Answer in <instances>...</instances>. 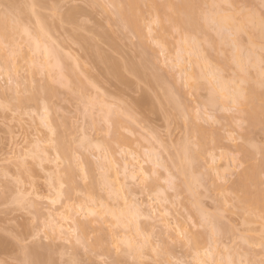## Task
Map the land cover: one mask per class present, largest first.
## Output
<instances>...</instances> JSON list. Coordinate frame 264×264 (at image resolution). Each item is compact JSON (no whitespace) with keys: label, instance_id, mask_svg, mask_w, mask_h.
I'll list each match as a JSON object with an SVG mask.
<instances>
[{"label":"rangeland","instance_id":"374dc122","mask_svg":"<svg viewBox=\"0 0 264 264\" xmlns=\"http://www.w3.org/2000/svg\"><path fill=\"white\" fill-rule=\"evenodd\" d=\"M94 1L95 0H41V3H39L40 0H38L36 2L38 4H36L37 6L35 10L39 12L41 21L43 20L44 23L49 25L48 27L50 29L51 37L48 39V42L50 40V45H48H52V47L54 46L61 49V51H63L64 54L66 53L68 58H70L71 63L73 62L72 64L77 65V73L76 70H72L75 71L74 73L76 75L79 74L78 77L80 78H78V80H85L87 81V84L90 83L91 79L94 81H91L92 84L90 83L89 86L86 85L85 82H82V84V80H79L80 82L76 81L79 83L77 85L81 84L80 86H82L85 83V88L86 86H88L82 92L84 93L86 91V97L88 96L90 99V96L93 95L95 98L92 97V100L95 101L96 99V101L94 102L95 104L93 105L92 100H89L88 102V97H84L87 100L86 103H88H83L84 108H87L85 107V105L89 106V103H92V105L90 106L94 107L89 108L91 109V112H93V119L95 118L94 115L97 116L96 114H99L100 117L101 111L99 109H104L105 111L103 110L104 112L102 114H105L106 109L103 106L107 107V111L109 110L107 115H109V113H111L112 115L117 114L119 118H122V115L124 116L125 113L126 115L130 114L131 116L129 117L125 115V117L128 119V123H125L127 124V128H125L126 131L124 129V133H126V135L130 137V139H135V141L132 142L131 139L130 144L126 145L125 147H117L113 155H111L110 150L107 151V148L106 150L104 149V145V147L102 145L97 147V143L100 144V142L104 140L105 133H107L105 130L106 128L104 129V126L107 124L101 122V119V121H97L99 117H96L95 122H100V125L103 126L102 130H97L101 129V126L99 125H96V128L97 126H99L100 128H92V126L90 125H93V123H89V125L87 122V117L89 120L90 117L88 115L91 114L89 108H87L89 110V113L88 110H86L87 112L85 110H82L81 99L83 98V94L80 96V91L77 92L80 96H77L78 98H80L78 99L76 98L75 94H72L71 92V94H69V92H67L68 90L65 89L64 86L57 85V96L52 97L49 102L51 107H53V110L51 109V111L49 107V110L51 112H48L49 114L47 113V118H45V120H48V126L51 123L54 127V123H57L55 124L54 128H56V130L58 131H61L59 127L63 129V134H66L65 136H67V140H70L69 146L71 147V155L73 157V159L71 158L72 161L70 162L73 163L72 166H74L73 169H75V176L77 178L76 183H78V186H75L76 184L73 185L78 188H73L74 191H72L68 187L66 181H62V184H58L57 182L59 181H55V179L57 178L56 176L60 175L59 178L62 177L61 180H63L64 176H62L61 174H63L64 168L67 163L61 157H58L56 155L55 150L52 147L53 140L51 139L57 138V136L55 137L54 134H50L47 123L44 124L46 121L42 123L43 121H41V119L44 118L40 119V115L44 111L49 110H44L39 102L23 104L24 106L18 105L17 107L15 106L17 104H14V101H12L13 96L16 95L17 92H15V89L20 88L22 82L26 84L25 80H27V78H25V76H27L28 74H26V70L28 69H26V67L28 65H26L27 63L25 64V62H23L24 60L19 61L17 59V61L19 62L18 68L15 71L8 72L7 74L1 73L4 70H2L3 67L1 66L3 64L0 62V264H45V262H47V264H199L197 263L198 261H196L194 257H192L194 250L190 247L188 249L187 246L183 245V242L190 233H197L196 235H199L198 232H201L204 237L207 238V236H209V225L208 227L206 226V224H208V220L205 219L208 218L209 212H213L217 210V208L222 209L221 205V207L216 206L218 197L220 198V195H223V193L219 195V185L223 184L225 188L230 185L231 181L233 182L234 180L235 182L236 177H238V173L243 168V164L240 163L241 153L238 152V147L236 146V143L240 141V139L238 138V134L241 131V128L238 126V122L240 121L238 120V117H236L237 113L235 112L234 108H232V106H229L231 108H228V110L226 109L227 111L225 109H223L225 110L223 111L219 106H217V108L216 106L215 108L214 106L211 107L208 104V106H205L206 103L204 100H206L205 97H207V90L206 88H203L204 86L198 89H190L186 86H182V82L184 80L182 78L184 75V71L183 69H179L180 67L175 64V47H172V49L169 51L163 52L160 51L155 44L153 45L152 51L151 49L148 50V47L144 48V43L139 41V37H137V35L132 34L133 32H128L130 31L128 29L123 28L122 30V28H120V25H117V20L115 21V19H117V17L114 16L115 14L113 13L114 15H111V12L110 14L108 11H106L108 10L106 8L110 6L107 3L108 6L106 7L105 3L108 2L107 0L106 2H104V0H100V2L99 0H97L95 1L97 3H95ZM101 1L104 2V4L102 3V6H105L104 8L106 10L103 9L101 5H99V3L101 4ZM1 4L0 9L2 11L3 8L6 9V5L5 7H3ZM109 8L111 9V7ZM23 17L22 20H24ZM33 18L34 17L29 19L28 17H26L25 21H23L24 24L30 26L27 28L28 30L32 29L34 21L36 22V19ZM243 40H245V37ZM245 41H243V43H245ZM46 43L45 46H48L46 45ZM19 46L21 47V44H19ZM52 47L49 48L52 49ZM53 50H51L50 54L53 52L54 57H52V55L51 57L54 59L55 57H58V59L60 60V55L56 56V52ZM103 56H109L111 58L110 60L114 59L116 60V62L118 61V63L124 62L127 58L139 60V58L141 57H146V59H149L148 62L145 60L148 63L147 65H149V68H147V72L144 71L145 75L152 74L161 85L151 88L143 80L144 78L142 79L135 75H132L128 71H124L128 82L126 80H120L115 76L110 75L108 73L109 71H106L108 70V67L105 68L104 63H102L101 57ZM51 57L49 58L52 60ZM105 57H103L104 60L107 58ZM65 58H63V60H65ZM41 59L42 58H40V61ZM40 61L36 62L40 64ZM67 61L64 62L66 64H69L70 66L71 63H68ZM185 61L183 60V62ZM146 62L144 63V65L146 64ZM188 63L189 62H187V64ZM187 64L186 62L185 65L183 63L184 66H187ZM72 66L71 68H73ZM56 69L51 72L56 71ZM34 78L35 79H32L33 81H31V83L30 80L27 83L31 85L33 82L37 81L40 82L41 85V82L43 84L47 81L43 66H41L40 68V73H38ZM88 78H90V80ZM174 80L175 82H178V84H176L179 85L178 87H180V89L178 88L180 91H178V89H175L176 91L174 92V96L178 91L180 93L178 94L180 98L176 96L175 98H179L178 101L181 100L182 103H184L188 108H186L188 112H186L185 108H183L187 113V115H184L186 116L187 120H189L190 116L192 115V120L194 117L196 118H194L192 122H186L193 123L195 121V125L197 124L206 129H218L221 134L227 136L225 139L216 143L214 149L209 151L210 153H207L206 157H203L204 161H201V167L199 168L200 170H197V172H200V175L201 173H206V175H204L205 178H202V180L204 179L203 181L198 179L203 183L198 185L199 196L197 195V199L199 204L201 203V207L203 206L202 210H205V212H209L205 213L203 211L201 215H195V217H191L192 215L190 214V216L188 214L189 211L186 209L187 206H184L183 202L185 200L187 202L188 198H184L185 200L183 201L181 195L179 197L175 196L177 195L174 194V191H176V189H170L169 183L167 187L168 181H166V177L169 176L167 177V179L169 178L168 180L172 182L175 176L170 179V174L173 173L174 175L177 169H175L173 166L171 167L172 172H166V170H170V166L167 165L169 162L168 160L166 165L169 169H166V165L165 167H163L164 169L162 168V166H164L166 162L165 159L171 156L175 157L174 155H176V153L174 155L170 154L174 153L176 150L177 152H180L178 149H176V146L179 147L178 143L180 144V147L181 144H183L182 138L184 139L185 132V137H187V134H190L189 132L187 133L188 126L186 125V123V130L183 124V119H185V117L181 116L185 112H181V115L179 114L180 112L178 113L183 118L182 119L179 115L173 114V111H180V109L176 108L174 110V107L171 105V110V108L168 106L170 105V103L168 104L166 100H164L163 103V99H161L164 89H171L172 85L175 83ZM35 85H37V83ZM31 86L25 87L26 89H29ZM159 86H164V88L161 87V90L163 92L160 90ZM34 89L36 88L34 87ZM81 89L83 90L84 86H82ZM23 91L20 92L22 93ZM146 93L149 96H152V101L150 103H148L149 101L145 100L147 98L145 97ZM17 95L19 94L17 93ZM139 100H143V102H139ZM83 101L85 102V100ZM101 101H104L105 103H103V106L101 104H98L99 102L102 103ZM203 102L205 105L203 104ZM50 105L48 104V106ZM100 105L103 107V109ZM121 107L123 111L125 109L128 111L124 113L120 112L122 114L121 115L119 113V109H121ZM182 107H184V105L181 106V108ZM178 108H180V106ZM82 111L86 112L85 114L87 116ZM111 111H113V113ZM128 112L129 114H127ZM132 117L133 119H131ZM123 118L121 120H123ZM126 118H124V120ZM127 119L123 122H126ZM101 123H103L104 125H102ZM131 126L133 127V129L135 128V132L133 131ZM190 126L191 125H189V127ZM261 131L262 130L260 129H254L252 132H250V142H253V144H257V146H264V133ZM82 132L87 134L85 135L83 133L85 137L87 136V140L89 139V141L91 140V142L97 141L96 145L92 146V144L94 143L89 142L91 143V145L89 144V146L91 147L88 146L89 148L85 149L83 148L85 146H80L81 143H79V140L81 136L83 137V135H81ZM108 134L106 136H108ZM191 135L192 134H190L188 137H190ZM194 136L196 137V135ZM195 137L194 139L196 140L197 137ZM86 138L84 139L83 137L82 140L86 141ZM188 139L186 138V140ZM53 142L55 143V140ZM150 149H153V151L155 152L154 156H156L157 153L158 156L155 157L157 158L155 160H159L158 158H160L162 165L160 164V160L158 161V163L161 166H158L157 163V165H155L154 163L152 164L151 160H153V162L155 160L151 159L153 158V151H151L152 153L149 152ZM147 151L149 152V154H152L151 158L149 157L150 159L147 156ZM145 152H147V154H145ZM129 153L131 154L132 159L126 160L127 162H130V164L128 169L126 168V171H128H125V173H123L121 172V167L124 162V158L128 156ZM257 156V158L259 159L261 155ZM86 158L90 160L89 163L91 162L89 165L91 167V174H93V177H101L104 174V178L107 179L106 176L108 173V179L111 180V182H113L114 184L113 185L111 183L112 187L108 186V183L106 184L107 181L103 178V176L101 178H96L100 179V181L103 178L106 182L104 185V181L102 180V186L96 187L98 189H96V191L94 190L97 195L94 203L95 201H97L96 204L101 202L105 207L109 206L113 209H118V205L122 202V198H125V200L127 201L131 200L133 203H140L143 205L144 208L142 209L144 210L140 211L141 213H143H137V221H134V224L135 222H138V229L141 228L139 230L141 232L140 234H138L139 236L137 235V233H139L138 229L134 230V227L132 228L130 226L135 232H132L131 229H128L130 227H127V229H122L118 226H111L109 222L110 217L108 216V214H103L100 217H93L95 218V220L96 218L98 219L96 221L91 220V216H93L91 215L90 220L92 222H90V224H88V219L86 218L87 220L84 221L88 224V227H86V230L88 231V233L86 232L87 238H85V240H80V242L75 241V239L79 235V229H74L77 224L74 227L73 225L75 223H73V221L76 218L78 220L85 219L84 216L86 214L84 215L83 210L78 211L75 214L76 218L74 217L75 219H73V221L70 219L64 220L62 219V217L67 214L69 205L76 206L79 203L78 201L80 200L84 201V203L81 201L82 204L94 205L92 201H88L87 199V192L89 190L87 191L86 187L91 184L92 181L90 182V180L92 177H88L90 175V172L87 173L88 170L86 168L88 167V162H86ZM107 162L112 166L109 169L106 168L108 167ZM169 164L171 165V163ZM138 166L141 167L139 171ZM154 169L156 170L157 175ZM263 169L264 168H262V170ZM130 170H134V173L129 177L127 176V173ZM112 171H115L117 173V180H115L113 176H111ZM105 172L107 173L105 174ZM153 172L155 173L154 176L156 179H153ZM141 173L144 174V176L142 175V177L144 178H141ZM218 173H221V177L216 178L218 177L216 176ZM222 175L224 178L222 177ZM152 176L153 178L151 179ZM194 176H198V178L200 177L197 173L194 174ZM202 176L203 175H201V177ZM213 177H215L216 180L218 179V183L220 182V184L217 183L218 185L215 184L217 187H219L218 189L216 186V188H214V186L211 185L215 183H213V181L215 180H213ZM220 178L223 179L220 180ZM95 181L97 182V180ZM199 181L197 183H199ZM53 182H56L57 187L60 188L61 186V193H67H58L59 191L58 189V192L56 191V186H54L55 183ZM147 182L151 184L152 182H156L157 184L154 183L155 185H153V187L157 186L158 188L155 190L154 187V190H150V187L152 188V186L148 187L149 184ZM119 183L121 186H118ZM69 186L71 185L69 184ZM262 187L264 189V184H262ZM68 188L71 191H67ZM195 188L197 187H195L194 185V189ZM110 189L112 190L110 191ZM113 189L114 191H117L116 194H119H117V199L111 198L110 196V193L114 192ZM197 189H195V192H198ZM176 192L178 193V191ZM184 193V196L187 195L186 192ZM56 196L60 197L57 198ZM187 196L189 197V193ZM219 202L217 204L221 203ZM228 203L230 204L232 202ZM102 205H100L99 208ZM225 205L226 207H223V210L220 211L222 218L219 219L223 220L225 225L233 226L232 228L234 229L230 230L234 232H232L233 234L231 232V234L229 232L227 234L230 226H226L228 227L227 230H225L223 227L222 228L224 230H221L222 233L226 234H222L220 239L219 236L217 238L216 235L215 238L220 240L219 243L218 240H216V242L219 244H216L218 248H215L216 251L219 250L217 251L218 254L216 253V251L211 250L213 248L212 245H208L210 246V248L208 247V250L202 249L203 252L205 251L206 253L209 250L215 252L214 258L213 253L211 255L212 261L208 259V262L210 261L212 263L214 262L213 264H216V262L220 260L217 258L222 259L223 257L225 258V256L229 258V255L227 256L226 252L230 249H236L237 253L239 252L241 256L240 261L243 260V262H238V257L240 256H238L239 254H236V250L232 251V253H235L236 259L233 258L235 256L234 253L232 254V256L231 251H228L230 252V256H232L231 258H233L232 261L234 259L236 260V264H243L246 262H248V264H264V229H261L258 223H244L243 218L245 217V214L243 216V213H241V211L233 212L234 210L230 206L232 204ZM227 205L230 206L233 211L231 209H226ZM97 206L96 208L98 209ZM82 213L84 216L82 215ZM87 217L89 216L87 215ZM53 218H56V221L59 220L60 223L63 224L62 228L60 229L61 232H57L48 226V221ZM220 221H218V223ZM76 222L78 221L76 220ZM165 222L169 223L171 229L165 230L163 226ZM222 225L223 224H221V226ZM225 225L223 226L225 227ZM182 226H185V229L188 231L187 235L183 231ZM203 227H205L204 231L206 233L203 231ZM109 230L113 232L115 239H120L122 235H128L132 238V240H134V242L136 240L137 243L135 242V246L132 245L134 249L138 246L139 241L142 242L147 239L144 244L140 243V245L142 246L139 245L137 247L140 250V256L138 255V257H136L134 249L132 250L130 249V246L127 247L126 244H122L120 242L117 245H110V250L108 252L93 248L91 244L94 242L95 234L104 235L109 232ZM136 231L138 232L136 233ZM135 234L137 237L135 236ZM192 235L195 236L194 234ZM242 235H247V237L248 235L251 236L249 238L250 241H252V237L254 240L256 238L258 239L256 243L255 241H253L254 244L251 247L249 246V243H246V247L249 246L248 248L250 250H248V248L247 251L245 250L246 247L244 246L246 244L244 243V240L247 238L245 237L243 239L244 236ZM245 242H247V240ZM210 243L211 242H209V244ZM30 249L33 251L35 250V256L39 255L36 261H34L36 257L32 258V256L34 255H32L33 252ZM26 250L32 253L30 254ZM139 250H137V252H139ZM244 250L246 251V253L244 252L243 254L249 253L248 251H251L250 253H253V263L250 260L248 261L244 258L246 257V255H242V252ZM201 251L200 253L198 252V255H203V252ZM215 254H217L216 258ZM205 255L207 256L208 254H204V256ZM249 255L252 256L251 254ZM206 256L205 258L207 259ZM205 258L203 257V264L204 261H207L204 260ZM43 261L44 263H42ZM219 263H221V261Z\"/></svg>","mask_w":264,"mask_h":264},{"label":"bare ground","instance_id":"6f19581e","mask_svg":"<svg viewBox=\"0 0 264 264\" xmlns=\"http://www.w3.org/2000/svg\"><path fill=\"white\" fill-rule=\"evenodd\" d=\"M38 1V0H37ZM37 1L35 0H0V3L3 7H5L6 5V9H4L1 11L0 9V62L3 64L1 67L2 71L1 73H7L11 72V71H15L18 66H19V62L17 61V59L19 61H23L25 62L26 65H28L26 67V74L27 76H25V78H27L26 84L24 82H22V84L24 85H20V88H16L15 92L16 95L13 96V100L14 104L16 103L18 107L22 106L23 104H30V103H35V102H39L40 105L42 106V108L45 110H50L53 108L50 105V100L52 97L57 96L56 95V86L57 85H61L64 86L65 89H67L66 91L69 92V94H75L76 98L80 97L82 94V99L85 100V102L81 99L82 102V110H88L87 108H92L94 106H90L92 105V103H89V106L85 105V107H87L86 109L84 108L83 103L85 104L86 101L92 100V97H94L93 95H91L90 99L89 97H86V91L84 93H82L88 86L89 84L92 82H94L92 79L90 81L89 84H87V81H83L82 79H79L82 82H85L86 88H85V83L84 85V89L82 90V86L77 85L79 84L76 81H79L78 77L79 74H75L74 70L77 69V65H74L71 63L70 58H68V56L66 55V53L64 54L63 51H61V49L58 50L56 47H52L49 46L50 45V40L48 42V39L51 37L50 35V29H49V25H47L46 23H44V21H41V16L39 14V12L37 10H35L36 8V3ZM97 1V0H95ZM94 1V2H95ZM103 1V0H102ZM101 1V4L99 3V5H103L104 2H106V0H104V2ZM108 2L105 3L106 7L108 6L107 3L110 5L108 6L106 10L103 6V9H105L106 11H108L111 15H114L117 17V19H115V21L117 20V25H120V28H125L128 29L130 31L128 32H133L132 34L137 35V37H139V41H141L142 43H144V48L148 47L147 49H151V51L153 50V45L155 44L158 49L160 51H169L172 49V47H175V54H176V58H175V64L180 67L179 69H183V85L182 86H186L190 89H198L200 87H203L204 89L206 88V93H207V97L205 101L206 105L208 106L210 105L211 107L219 106L223 109H227L231 108L229 106H232V108H234L235 112L237 113L238 120L241 122H238V126L241 128V131L238 134V138L240 139L239 142L236 143V146L238 147V152L241 153V160L240 163L243 164V168L242 170H240V172L238 173V177H236V180L234 182L231 181L230 185H228L227 187L224 188L223 184H220V182L218 183V179L216 180L215 177H213V183L211 184L214 186V188H216L218 184L219 187H217L219 195L221 193H223V195H220V198L218 197L217 199V203L219 202L220 204L216 203L217 207H221L222 209H218L213 211V212H209L208 218L205 220H208L206 224V226L208 227L209 225V232L207 238L203 236V234L201 232H198V234L200 235H196L197 233H190L189 235L194 234L195 236H187L183 242V245L187 246L188 249L189 247L192 248L194 250L193 256L194 259L196 261H198L197 263L201 264L203 262V257L205 258L204 254H208L204 260V264H213L212 262H208V259L212 261V253H213V258H214V253L212 251H216V244L219 245V239L221 238L222 234H226V233H222L221 230L224 228L225 230H227V228L230 226L225 225V223L223 222V220L219 219L222 218L220 211L223 210V207L225 208L226 205L225 204H232L230 205L232 207V210L230 208V206L227 205L226 209H231L233 212L236 211H241V213H243V216L245 214V217L243 218V222L248 224V223H258L260 225L261 229H264V189L262 187V184H264V169L262 170V168H264V146H260L257 144H253V142H250V132H252L254 129H260L262 130L261 132L264 133V0H107ZM100 2V0H99ZM41 3V0L40 2ZM97 3V2H95ZM103 3V4H102ZM4 4V5H3ZM111 7V9L109 8ZM110 9V10H109ZM114 13V14H113ZM28 17L29 19L34 17L33 19H36V22L34 21L33 24V28L28 30L27 28L30 27L27 24H24L23 21H25L24 17ZM22 17L24 20H22ZM46 24V25H45ZM27 27H26V26ZM118 25V26H119ZM122 26V27H121ZM245 37V40H243ZM18 39V40H17ZM20 41V42H19ZM243 41H245V43H243ZM48 42V43H46ZM140 42V43H141ZM48 45V46H45ZM141 43V45H142ZM18 44V45H17ZM19 44H23V47L21 48L19 46ZM142 45V46H143ZM19 46V47H18ZM55 51L56 56L60 55V60L58 59V57H54L53 56V52L50 54L51 50ZM57 51H56V50ZM63 52V53H62ZM50 54V55H49ZM61 54H62V59H61ZM37 55V57H36ZM52 55V57H51ZM52 58V60L49 57ZM66 58H65V57ZM105 57V56H103ZM102 58V63H104V67L107 68L108 70H106L110 75L115 76L116 78L123 80V81H127V77L124 74V71H128L130 72V74L135 75L139 78H144L143 80L146 82V84L149 87H154V86H158L161 85L159 83V81L152 75V74H148L145 75L144 71L147 72V68H149V65H147L149 59L146 57L144 58H139V60H135V59H126L124 62H116V60H110L111 58L108 56H106L105 60L104 58ZM186 57V58H184ZM40 58L41 61H40ZM49 58V59H48ZM63 58H65V60H63ZM109 58V60H108ZM39 59V60H37ZM69 61H67V60ZM143 59V60H141ZM52 62H51V61ZM62 60V61H61ZM134 62H133V61ZM147 62H146V61ZM183 60H187L185 61L186 64L187 62H189V66L187 64V66L185 65V62H183ZM36 61H40V64H38ZM54 61V62H53ZM56 61V62H55ZM67 61L68 63H71L70 66L69 64H66L65 62ZM73 61V60H72ZM106 61V64H105ZM128 61V62H127ZM130 61V62H129ZM140 61V63H139ZM144 61V62H143ZM60 62V63H59ZM63 62V63H62ZM138 62V63H137ZM143 62V63H142ZM146 62V66L144 65V63ZM66 66H65V64ZM77 63V62H76ZM184 63V65H183ZM25 65V66H26ZM56 65V67H55ZM64 65V66H63ZM74 65V66H72ZM41 66L44 67V72L45 75L47 77V81L45 83L40 85V82H37V85H35L36 83L33 82L31 85L27 82L30 83L31 81H33L32 79H35L34 77L40 73V68ZM68 66V67H67ZM71 66L73 68H71ZM55 67V68H54ZM56 69V71H53L54 69ZM79 68V66H78ZM74 69V70H72ZM77 73V70H76ZM79 73V71H78ZM145 76V77H144ZM76 78V79H75ZM75 79V80H74ZM90 80V78H88ZM79 81V82H80ZM121 81V82H123ZM164 81V80H163ZM175 82V80H174ZM173 82V83H174ZM35 83V84H34ZM170 83V82H169ZM178 82H175L171 89L169 88H165L164 92L161 90V87L164 88V86H159L160 90L163 92L162 94V98L163 99V103L164 100H166L168 102V104L170 103V105H167L171 108V105L174 107V110L180 109V111L175 110L173 111V114L175 115H181V112H188V108L186 107V105L184 103H182V101H178L180 96L178 94H180L178 91H180V87H178L179 85H177ZM181 83V84H182ZM35 86H34V85ZM83 84V83H82ZM94 84V83H93ZM127 84V83H126ZM163 84V83H162ZM26 86H31L29 89L25 87ZM38 88H37V87ZM167 86V85H166ZM34 87L36 89H34ZM177 87V88H174ZM23 88V89H22ZM162 88V89H163ZM173 88V89H172ZM179 88V89H178ZM175 89H178V91L176 92V97L179 98H175L174 96V92L176 91ZM24 90V91H23ZM39 90V91H38ZM173 92H172V91ZM20 91H23L22 93ZM76 91V93H75ZM80 91V92H79ZM71 92V93H70ZM81 93L80 96L78 95V93ZM160 92V93H162ZM17 93L19 95H17ZM85 94V95H84ZM147 95V96H146ZM78 96V97H77ZM160 96V95H159ZM87 98V100L85 98ZM145 97H147L145 100L149 101L148 103H150L152 101V96H149L147 93L145 94ZM157 97V96H156ZM95 98V97H94ZM80 99V98H78ZM93 101V105L95 104L94 100ZM137 101V100H136ZM102 102V101H101ZM139 102H143V100H139ZM160 102V101H159ZM104 101L102 103H98L101 104L102 106L105 104H103ZM137 103V102H136ZM147 103V102H146ZM180 103V104H179ZM184 107L181 108V106ZM48 104L50 106H48ZM88 104V103H86ZM140 104V103H139ZM208 104V105H207ZM100 105V106H101ZM24 106V105H23ZM99 106V108H100ZM101 108L103 109V107H105L106 112L105 114H102L104 111L99 109L101 111V115L99 117V114H96L97 116L94 115V119H93V112H91V109L89 108L91 114H89L88 116L90 117V119L88 120L87 117V122L88 124H92L90 125L92 126V128H96V125H100V122H95L96 121V117H99V119H97V121H101L104 122V124H107L104 126V129L106 130L107 133H105V137L104 140H102V142H100V144L94 141H92L94 144L96 145L97 143V147H99L100 145H104L105 146V150L107 148V151L110 150L111 155H113L115 153V150L117 147H125L126 145L130 144V137L126 135V133H124V129L127 128V124L128 123V119L125 117V115L123 116L121 113L127 112L128 110H122L119 109V113L122 115V118H126L127 121H125L124 118L123 120H121L122 118H119V116L117 114L112 115L111 113L108 114L109 110L107 111V107L103 106ZM180 106V108H178ZM209 106V107H210ZM84 108V109H83ZM109 108V107H108ZM120 108V107H118ZM185 108V110L183 109ZM187 108V109H186ZM218 108V109H221ZM44 111L42 114L40 115V119L41 121H43L42 123H47V127L49 128V133L50 134H54L55 137L57 136V138H53L51 140H55V143L52 141L53 143V149L55 150V153L58 157H61L67 164L64 168L63 174H61L63 177H60V175L56 176L55 181H59L57 182L58 184H62V181H66L68 187L72 190L77 189L75 186H78L77 182V178H76V172L72 162V155H71V147L69 146V142L70 140H67V136H65L66 134H63V129H61L59 127V129L61 131L56 130L55 124L54 123V127L52 126V124L50 123V125L48 126L49 122L48 120H45V118H47V113L51 112V111ZM88 110V113H89ZM183 110V111H182ZM223 110V111H225ZM226 110V111H227ZM99 111V112H100ZM118 111V110H117ZM178 111V112H176ZM46 112V113H45ZM83 112V111H82ZM87 112V111H86ZM86 112H83L84 114ZM97 112V113H99ZM113 113V111H111ZM176 112V113H174ZM180 112V113H179ZM183 113L181 116L185 117V119H183L180 115V117L183 119V124L186 128V125L188 126V130L187 133L189 132L190 134H192L190 137H188L190 134H187V137H185L184 135V139L182 138V143L181 147L180 144L178 143L179 147L176 146V149H178L180 152H177V150L170 154V155H174L176 153V155H174L175 157L171 156L167 159H165V164L163 167H165L167 160L169 161L167 165L170 166V170H166L169 169L168 166L166 165V172H172V168L174 166L176 170L175 174L173 175V173L170 174V179L173 178V176H175V178H173L172 182L170 180L167 179L166 177V181L167 182V187H168V183H169V188L172 190L178 191V193L176 191H174V194L176 197L180 196L183 198V201L185 200L184 198H188L187 202L186 200L183 202L184 206L186 207V209L189 211V215L191 217H195V215H201L203 213V211L205 212V210H202L201 207V203L199 204L198 199H197V195L199 196V187L198 185L202 184L203 182H200L199 180L203 181L202 178H205L203 173H201V175H203L201 177L200 172L197 170H200L199 168L201 167V161H204L203 157H206L207 153H210L209 151H211L212 149H214L215 144L218 143L219 141L225 139L227 136H224L223 134H221V132L217 129H206L203 128L199 125H195V121L193 123H188L186 121H193L192 120V116H190V119L187 120L186 116L187 113ZM48 113V114H49ZM87 113V114H88ZM117 113V112H116ZM179 113V114H178ZM95 114V113H94ZM111 114V115H110ZM129 114V112L127 113ZM185 114V115H184ZM86 115V114H85ZM91 115V116H90ZM87 116V115H86ZM126 116H131L126 115ZM92 118V119H91ZM104 118V119H102ZM106 118V119H105ZM230 118V117H228ZM227 118V119H228ZM101 119V120H100ZM133 119V117L131 118ZM196 119V118H195ZM104 120V121H103ZM185 120V121H184ZM229 120V119H228ZM231 120V119H230ZM93 121V122H92ZM107 123H106V122ZM53 123V122H52ZM99 123V124H97ZM186 123V125H185ZM102 125H104L103 123H101ZM130 124V123H129ZM128 124V125H129ZM193 124V126H192ZM133 125V124H132ZM189 125H191L189 127ZM58 126V125H57ZM56 126V127H57ZM99 126H97V128H100ZM130 126V125H129ZM101 129H97V130H102ZM135 127V126H134ZM131 128L133 129V127L131 126ZM103 129V130H104ZM213 129V130H212ZM135 130V128L133 129V131ZM211 130V131H209ZM126 131V129H125ZM128 131V130H127ZM136 131V130H135ZM134 131V132H135ZM215 131V133H214ZM220 133H217V132ZM105 132V131H104ZM84 132H82L81 135H83ZM111 135H109V134ZM85 134V133H84ZM108 134V136H106ZM87 135V134H85ZM196 135V137L194 136ZM84 139L87 137H85L83 135ZM83 137L81 136L80 138V146H85L83 148H89L91 146H89V144L91 145V140L89 141V139L87 140L86 138V142L85 140L83 141ZM194 137L196 138V140L194 139ZM108 138V139H107ZM186 138L188 140H186ZM191 138V140H190ZM193 138V140H192ZM138 139V138H136ZM82 140V141H81ZM185 140V142H184ZM135 141V139H132V142ZM191 141V142H189ZM91 142V143H89ZM181 142V141H179ZM84 143V145H83ZM87 145H86V144ZM102 143V144H101ZM89 146V147H88ZM103 146V147H104ZM178 147V148H177ZM134 150V149H133ZM136 150V149H135ZM175 150V149H174ZM149 151V150H148ZM147 151V152H148ZM153 151V149H150L149 152ZM147 152H145V154H147ZM148 152V158L152 156L153 154V158L151 159H157L155 157H157V153L156 156H154L155 152L153 151V153L149 154ZM178 153V155H177ZM257 155H261L259 157V159L257 158ZM177 156V157H176ZM127 157V158H126ZM124 158V162L122 164L121 167V172L125 173L126 168L128 169L130 162H127L126 160H131L132 156L129 153L128 156H126ZM72 158V159H71ZM149 158V159H150ZM174 158V159H173ZM176 158V160H175ZM160 160V158H158ZM173 159V160H171ZM203 159V160H202ZM258 159V160H257ZM86 162H88V167L86 168L87 173L90 172L88 177H92L90 182L91 184L86 187L87 189V199L88 201H92V203L94 205H86V204H82V202L84 203V201L80 200L78 201L76 206L73 205H69L68 206V212L65 216L62 217V219H70L73 221V219H75V214L78 211L83 210L84 211V216L83 213L82 215L84 216L85 219H81L78 220L77 218L73 221V223H75L73 226L76 227L74 229L77 228V230L79 231V235L77 233V238L75 239V241H79L80 240H85V238H87V233L88 231L86 230V227H88V224H90V222L94 221L95 218L93 217H100L103 214H108L109 218V222L111 226H118L121 227L122 229L125 228L127 229V227H134V230L138 229V222L136 224H134V221H137V216L139 214V212L144 209L143 205L140 203H133L131 200H125V198H122V202L118 205V209L116 208H111L109 207H105L104 205H102L101 202L100 205H102L99 208V203L96 204L97 201L94 200L96 198V187H100L102 186L104 181V185L105 182L108 186H111V183L113 184V182H111V180L108 179V173L105 172V174L107 173V180L106 178H104V174L102 175L103 178L106 180H104L102 178V180L100 181V179H96V178H101V177H93V174H91L92 170L90 167V163H89V159L86 158ZM159 160H155L152 164L154 163L155 165L158 164V166L162 165V162L160 160V164L158 163ZM171 160V161H170ZM173 161V163H172ZM72 163V164H71ZM157 163V164H156ZM171 163V165L169 164ZM200 163V164H199ZM203 164V163H202ZM154 165V166H155ZM107 166L106 168H111V164L107 162ZM198 166V167H197ZM90 167V168H89ZM90 170H89V169ZM195 168V170H194ZM141 169V167L138 166V171ZM164 169V168H163ZM174 169V171H175ZM155 170V169H154ZM153 170V171H154ZM85 171V172H86ZM128 171V170H127ZM126 171V172H127ZM173 171V172H174ZM194 171V172H193ZM84 172V173H85ZM263 172V173H262ZM75 173V174H74ZM134 173V170H130L127 173V176H132ZM155 173L157 175V172L155 170ZM153 172V176L155 174ZM199 174L200 177L198 178V176H194V174ZM209 173V172H208ZM116 172L112 171L111 176H113V178L115 180H117V176H116ZM168 174V173H167ZM85 175V176H86ZM100 175V174H99ZM142 175L144 176L143 173H141V178ZM172 175V176H171ZM221 173L217 174L216 178L221 177L220 176ZM95 176V175H94ZM153 176L151 177V179L153 178ZM223 177V175H222ZM95 178V179H94ZM224 178V177H223ZM223 178H220L223 179ZM153 179H156L155 176ZM199 179V180H198ZM97 180V182L95 181ZM206 180V179H205ZM153 181V180H152ZM155 181V180H154ZM199 181V183H197ZM102 182V183H101ZM110 182V183H109ZM151 182V181H150ZM54 186L57 187L56 182ZM122 183V182H121ZM148 183V182H147ZM155 184H157L156 182H154ZM153 182L148 183V187L152 186V188L150 187V190L153 189V185H155ZM197 183V184H196ZM218 183V184H217ZM69 184L71 186H69ZM75 186H74V185ZM101 184V185H99ZM205 184V182H204ZM203 184V185H204ZM216 184V185H215ZM233 184V185H232ZM73 185V187H72ZM99 185V186H97ZM106 185V186H107ZM114 185V184H113ZM123 185V184H122ZM173 187H172V186ZM194 185L195 189H197L198 192H195L194 189ZM201 185V186H203ZM59 186V185H58ZM118 186H121L120 183L118 184ZM172 188H171V187ZM200 186V187H201ZM216 186V187H215ZM58 189V193H61V186L60 188L57 187ZM72 187V188H71ZM223 187V188H222ZM67 189V191H71L70 189ZM158 187L156 186L154 189L156 190ZM231 190H230V189ZM153 189V190H154ZM223 189V190H222ZM95 190V191H94ZM112 189H110L111 191ZM226 190V191H225ZM65 191V190H64ZM109 191V192H110ZM114 191V189H113ZM56 192V195H57ZM108 192V193H109ZM115 192V193H114ZM113 193L111 192L110 196L111 198H118V195L116 194V190ZM180 192V194H179ZM184 192L189 193V197L187 195L184 196ZM226 192V194H225ZM63 193V192H62ZM61 193V194H62ZM65 193V192H64ZM63 193V194H64ZM67 193V192H66ZM65 193V194H66ZM183 193V194H181ZM201 193V192H200ZM203 194V193H202ZM201 194V196H202ZM184 196V197H183ZM187 196V197H186ZM200 196V198H201ZM57 198H59L60 196H56ZM166 197V196H165ZM94 198V199H93ZM199 198V200H200ZM221 199V200H220ZM82 201V202H81ZM232 202V203H228V202ZM81 202V203H80ZM201 202V201H200ZM105 204V203H104ZM186 204V205H185ZM99 205V206H97ZM221 205V206H220ZM96 206L98 207V209L96 208ZM224 209V210H226ZM82 211V212H83ZM205 212V213H208ZM215 212V213H214ZM219 214H217V213ZM138 213V214H137ZM141 213V212H140ZM143 213V212H142ZM141 213V214H142ZM213 213V214H212ZM87 215L89 217H87ZM93 215V216H91ZM96 215V216H95ZM205 215V214H204ZM92 218H91V217ZM220 216V217H219ZM75 217V218H74ZM205 217V216H204ZM88 220H87V219ZM91 218V220H90ZM76 220L78 222H76ZM84 220H87L88 224L85 223ZM96 220H98L96 218ZM95 220V221H96ZM201 220V219H200ZM221 220V221H220ZM56 218L50 219V221H48L49 223V227H51V229L57 231V232H61V228L63 226L62 223H60L59 220H57L56 222ZM84 221V222H82ZM218 221H220L218 223ZM82 222V223H81ZM201 222V221H200ZM223 222V223H221ZM202 223V222H201ZM87 224V225H86ZM220 224V225H219ZM221 224L228 226V227H224L223 225L221 226ZM202 225V224H201ZM165 230H169L171 229V226L169 225V223L165 222L163 224ZM205 226V225H203ZM128 228L131 229L132 232H135L134 230H132V228ZM140 227V226H139ZM183 227V231L186 233V235L188 234V231L185 229V226ZM223 227V228H222ZM231 227V228H230ZM228 232L232 233L234 231H231L233 226H230ZM203 227V231H204ZM141 229V228H140ZM138 229V231L140 230ZM223 229V230H224ZM231 229V230H230ZM206 230V229H205ZM222 230V231H223ZM230 230V231H229ZM136 231V233L138 232ZM87 232V233H86ZM205 232V231H204ZM226 232V231H224ZM141 232L139 231L138 234H140ZM206 233V232H205ZM230 233V234H231ZM233 234V233H232ZM217 235V238L219 236V239L215 238ZM136 236V234H135ZM139 236V235H138ZM206 236V235H205ZM224 236V235H223ZM244 236V235H242ZM76 237V236H75ZM74 237V238H75ZM95 239L94 242L91 244L93 248L102 250L104 252H108L110 250V245L112 244H118L120 243H124L127 245V247L130 246V249H134V247L132 245L136 244V240L134 242V240H132V238L128 235H122L120 237V239H115L114 238V234L112 231L109 230V232H107L104 235H99V234H95ZM137 237V236H136ZM247 238L244 240V243L248 244L251 247L255 241L258 240L257 238L254 240L252 237V241L249 240V238L251 236L247 235L243 237ZM134 239V237H133ZM143 239V238H142ZM141 239V240H142ZM144 240V239H143ZM147 240V239H146ZM142 241L138 243V246L141 244H144L145 241ZM216 240H218V243L216 242ZM247 240V242H245ZM249 240V241H248ZM209 242H211L209 244ZM251 243V244H250ZM247 244L244 246L246 247ZM125 245V246H126ZM208 245H212V247L215 249H213L212 247V251L209 250L207 251V253L202 249H207L208 247L210 248V246ZM135 246V245H134ZM137 246V247H138ZM142 246V245H140ZM248 246V247H249ZM132 247V248H131ZM135 248V255L136 257H138V255L140 256V250L139 248ZM243 247V248H244ZM245 248V250L247 251V248ZM218 248V247H217ZM34 249V248H31ZM30 249V250H31ZM129 249V248H128ZM191 249V250H192ZM137 250H139V252H137ZM202 250V251H201ZM236 249H230L228 251H231V255L234 253H232V251H234ZM242 252V255H246V257H244L246 260H250L251 262L253 261V253H250L251 251H248L249 253L247 254H243L244 252L246 253V251ZM248 250H250L248 248ZM24 251V250H23ZM28 253H34L35 250H31L32 252L26 250ZM203 252V255H198L199 253ZM219 251V250H217ZM216 251V253H217ZM226 252L227 256L229 258H227L225 255V258L223 257L221 258H217L220 259L218 260L219 262L221 261V263L223 264H233L237 263L236 262V255L234 253V257L235 258L233 261L231 258L232 256H230V252ZM199 252V253H198ZM209 252V253H208ZM32 255V258H35L34 261L37 260L38 256H35L36 254L34 253ZM196 253V254H195ZM195 254V255H194ZM218 254V253H217ZM215 254V258L216 255ZM236 254H239V252L237 253L236 250ZM249 254H251L252 256H250ZM240 256V254L238 255ZM249 257V258H248ZM252 257V259H251ZM211 258V259H210ZM239 260L238 262H243L240 261L241 256L238 257ZM216 259V261H217ZM231 259V262H230ZM33 260V259H32ZM215 260V259H213ZM245 260V262H246ZM215 261V262H216ZM217 261V262H218ZM224 261V262H223ZM206 262V263H205ZM216 262V264H217ZM218 264H221L219 263ZM44 263V261L42 262ZM248 264V262H246ZM243 263V264H246ZM253 263V262H252ZM45 264H47V262H45ZM49 264V263H48ZM203 264V263H202ZM240 264V263H239ZM242 264V263H241ZM254 264V263H253ZM263 264V263H262Z\"/></svg>","mask_w":264,"mask_h":264}]
</instances>
